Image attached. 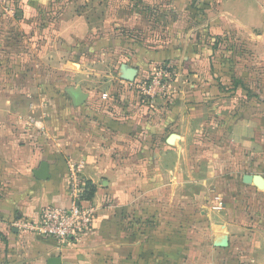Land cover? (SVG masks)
Segmentation results:
<instances>
[{
	"label": "crops",
	"instance_id": "1",
	"mask_svg": "<svg viewBox=\"0 0 264 264\" xmlns=\"http://www.w3.org/2000/svg\"><path fill=\"white\" fill-rule=\"evenodd\" d=\"M119 2L0 7L1 257L264 264V0H131L127 11ZM154 3L164 27L144 6ZM218 40L230 65L214 49ZM116 48L131 51L137 77L171 61L172 93L151 104L126 87L112 95L92 71ZM31 115L41 132L24 130ZM43 162L49 177L39 180L33 172ZM73 170L96 190L81 203L94 213L89 230L60 243L15 228L43 208H68Z\"/></svg>",
	"mask_w": 264,
	"mask_h": 264
},
{
	"label": "built area",
	"instance_id": "2",
	"mask_svg": "<svg viewBox=\"0 0 264 264\" xmlns=\"http://www.w3.org/2000/svg\"><path fill=\"white\" fill-rule=\"evenodd\" d=\"M0 7L6 12H10L9 0H0ZM176 78L177 73L173 69L160 67L151 70L145 76L137 77L128 85L130 91L138 95L141 102L151 104L158 98L172 93V84ZM22 126L30 133L42 131L41 121L34 115L23 120ZM67 192L70 200L68 208H43L35 220L29 222L20 220L14 225L15 228L38 238L60 243L86 233L91 226L94 213L92 209L83 208L80 205L83 202L86 189L75 170L71 175V185Z\"/></svg>",
	"mask_w": 264,
	"mask_h": 264
},
{
	"label": "rangeland",
	"instance_id": "3",
	"mask_svg": "<svg viewBox=\"0 0 264 264\" xmlns=\"http://www.w3.org/2000/svg\"><path fill=\"white\" fill-rule=\"evenodd\" d=\"M122 2V3H121ZM121 2L118 3V7L121 6V9H124V11H127L130 7H131V0H121ZM124 2V3H123ZM143 5V4H142ZM146 7V9L150 10V12H148L150 15L152 14L153 20H156L155 22L158 23V25L164 27V21L159 20L158 16L160 13V9L163 10V6L162 4L159 3H154L152 5H144ZM111 4H108L106 9H110ZM107 9V10H108ZM147 21V20H146ZM147 36L149 35H145L143 37V39L147 38ZM152 38H161L162 34L160 32H155L154 34L150 35ZM130 38L131 34H126L125 32H121V35L119 36V38ZM163 38V37H162ZM115 49V48H114ZM117 51L114 50H110L109 52L105 53L104 55H109V60L106 64L104 65H99L98 68L95 69V71H92L94 74L95 72L101 73L99 76H95L96 79H98L99 84H104V86H106L107 88H112L113 91H111L112 95L117 93V90H121L123 88H129L130 86L128 85V83L125 81V75L122 69V66H126V67H133L134 63L131 62V59L128 58V55H131V51H125L123 48H116ZM162 65L160 63H153L149 70L147 71V73H149L151 70L153 69H159ZM176 68L174 67L173 70L176 73ZM107 76H109L110 78L108 79ZM89 77H94V75L89 76ZM136 79V78H135ZM219 138V135L214 136L213 138ZM222 137V136H220ZM216 191V190H215ZM191 193V192H190ZM207 197V200L211 201V202H215L218 203V207H219V203L223 202V199H219L220 196H216V195H212V196H205ZM247 195H245L244 197H246ZM256 197L255 194L253 193H249L248 198H250V200H254ZM184 200L185 201H189V199L187 198V196L184 195ZM184 202V201H183ZM185 203V202H184ZM186 205L190 204V203H185ZM144 228L141 226L139 228H137L136 233L140 234L143 233L142 230ZM133 233V228L131 227V234ZM0 243H3L2 237L0 235ZM4 248L0 247V264H6L7 260L6 258H2L1 257V253L3 252Z\"/></svg>",
	"mask_w": 264,
	"mask_h": 264
},
{
	"label": "trees",
	"instance_id": "4",
	"mask_svg": "<svg viewBox=\"0 0 264 264\" xmlns=\"http://www.w3.org/2000/svg\"><path fill=\"white\" fill-rule=\"evenodd\" d=\"M225 40H218L217 43L214 45V49L217 50L221 56L222 59H225L224 63L227 65H230L232 63L231 61V56H230V50H228L227 46L225 45ZM128 58L131 59V55L129 54L128 55ZM163 68H170V69H173L175 66L173 63H171V61L169 62H162L161 64ZM148 73L146 72L144 75L142 76H145L147 75ZM241 89L242 90V87L238 86V85H235L234 86V89L235 91L237 89ZM85 189H86V192L84 194V197H83V202L82 204H88L91 202V199L95 193V187L90 183V182H86L85 183ZM80 204V205H82ZM84 208V207H83Z\"/></svg>",
	"mask_w": 264,
	"mask_h": 264
},
{
	"label": "water",
	"instance_id": "5",
	"mask_svg": "<svg viewBox=\"0 0 264 264\" xmlns=\"http://www.w3.org/2000/svg\"><path fill=\"white\" fill-rule=\"evenodd\" d=\"M124 75H125V81L127 83H132L135 78L137 77V70L135 68H130V67H126V66H122ZM76 98L77 100H79V102L81 101V96L79 94L76 93ZM33 175L35 178L39 179V180H46L48 179V170H47V164L46 163H41L40 167L38 170L33 172ZM244 180L246 182H250L252 180L251 176H246L244 178ZM76 205L78 206L79 203L77 202ZM47 264H60V260L58 258H51L47 260Z\"/></svg>",
	"mask_w": 264,
	"mask_h": 264
}]
</instances>
